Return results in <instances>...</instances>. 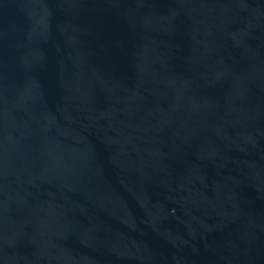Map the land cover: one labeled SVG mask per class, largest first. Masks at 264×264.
I'll use <instances>...</instances> for the list:
<instances>
[{
	"label": "water",
	"instance_id": "95a60500",
	"mask_svg": "<svg viewBox=\"0 0 264 264\" xmlns=\"http://www.w3.org/2000/svg\"><path fill=\"white\" fill-rule=\"evenodd\" d=\"M0 264H264V0H0Z\"/></svg>",
	"mask_w": 264,
	"mask_h": 264
}]
</instances>
